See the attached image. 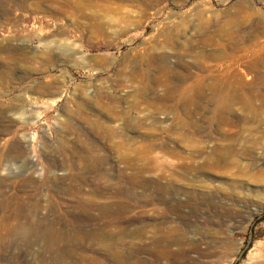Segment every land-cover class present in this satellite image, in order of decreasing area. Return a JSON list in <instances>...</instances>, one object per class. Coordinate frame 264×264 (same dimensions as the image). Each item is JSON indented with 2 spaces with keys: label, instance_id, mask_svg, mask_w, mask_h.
Listing matches in <instances>:
<instances>
[{
  "label": "rangeland",
  "instance_id": "obj_1",
  "mask_svg": "<svg viewBox=\"0 0 264 264\" xmlns=\"http://www.w3.org/2000/svg\"><path fill=\"white\" fill-rule=\"evenodd\" d=\"M7 2L0 264H264V0Z\"/></svg>",
  "mask_w": 264,
  "mask_h": 264
},
{
  "label": "bare ground",
  "instance_id": "obj_2",
  "mask_svg": "<svg viewBox=\"0 0 264 264\" xmlns=\"http://www.w3.org/2000/svg\"><path fill=\"white\" fill-rule=\"evenodd\" d=\"M11 0H9V2H10ZM17 1V0H16ZM80 1V0H79ZM2 2H3V0H2ZM9 2H7V3H9ZM15 3V2H14ZM14 3H12V4H14ZM20 3H22V2H20ZM3 4V3H2ZM2 4H0V5H2ZM11 4V5H12ZM18 5V4H17ZM16 4H15V6H17ZM3 6H4V4H3ZM2 6V7H3ZM13 6V5H12ZM1 8V7H0ZM13 8V7H12ZM15 8V7H14ZM1 11H2V9H0ZM4 10V9H3ZM7 10V9H6ZM14 10V9H13ZM16 12V11H15ZM18 12V11H17ZM2 15H3V13H2ZM15 17V16H14ZM11 19V18H10ZM13 19H15V18H13ZM8 20V19H7ZM16 20H17V17H16ZM16 20H14V21H16ZM13 21V20H12ZM13 21V22H14ZM7 39H9V38H7ZM6 39V40H7ZM0 51H3L4 53L6 52L7 54H5V56H3V59L4 58H7V59H12L13 60V58L15 57V56H17V53H22V52H27L28 51V46L26 45V44H23V43H21V44H13V43H11V41H6L5 42V40H4V42H0ZM40 51L41 52H49V50H48V48H47V46H45V47H43V48H41L40 49ZM60 54H62V51H61V49H59V48H57V53L55 54V57L58 59L59 57H60ZM46 55V54H45ZM2 56V55H1ZM2 58V57H1ZM16 58V57H15ZM50 59V58H49ZM16 60V59H15ZM50 62H51V60H50ZM234 95V97H235V94H233ZM233 95H231L232 97H233ZM237 95V94H236ZM238 96V95H237ZM236 96V97H237ZM226 97V96H225ZM233 97V98H234ZM223 99V98H222ZM236 99V98H235ZM239 99H240V97H239ZM238 99V100H239ZM246 99V98H245ZM229 100H232V99H229ZM225 101H226V99H225ZM235 101H234V99H233V103H234ZM226 103V102H225ZM227 103H228V101H227ZM232 103V104H233ZM223 104H224V102H223ZM222 104V105H223ZM227 105V104H226ZM227 109H228V107H226ZM255 109V108H254ZM260 111V110H259ZM225 117V116H224ZM227 118V117H226ZM223 119V118H222ZM227 120H229V119H227ZM220 121H221V119H220ZM223 122H226V120L224 119V120H222ZM222 122V123H223ZM228 123H230V122H228ZM232 124V123H231ZM225 125V124H224ZM34 227V226H33ZM28 228V227H27ZM37 232H42V231H40L39 229L38 230H36ZM55 234V232L54 231H52V230H48L46 233H44L43 234V236L44 237H50V236H55L54 235ZM259 264H263V262H260Z\"/></svg>",
  "mask_w": 264,
  "mask_h": 264
}]
</instances>
